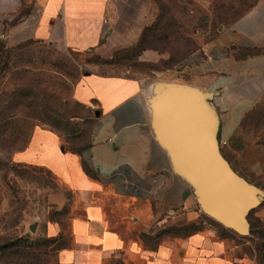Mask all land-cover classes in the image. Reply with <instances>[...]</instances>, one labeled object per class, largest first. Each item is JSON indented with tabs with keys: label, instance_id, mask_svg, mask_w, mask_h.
Returning a JSON list of instances; mask_svg holds the SVG:
<instances>
[{
	"label": "crops",
	"instance_id": "obj_1",
	"mask_svg": "<svg viewBox=\"0 0 264 264\" xmlns=\"http://www.w3.org/2000/svg\"><path fill=\"white\" fill-rule=\"evenodd\" d=\"M126 2L0 0V50L36 42L110 57L134 47L150 23L145 14L129 13ZM240 37L248 41L246 47L264 48V0L233 24L224 39L205 48V60L190 58L177 82L215 94L223 154L246 178L264 168V145L242 127L264 95V54L236 60L230 47ZM151 86L119 76H85L74 97L95 108L92 142L81 152L64 149L55 133L36 131L25 159L56 179L60 191L50 196L53 210L69 208V242L58 251L59 263L247 264L237 256V247L210 229L188 237H157L171 213L172 221L185 216L187 223L200 216L189 184L174 172L154 137ZM40 227L48 239L67 234L59 219H47Z\"/></svg>",
	"mask_w": 264,
	"mask_h": 264
},
{
	"label": "rangeland",
	"instance_id": "obj_2",
	"mask_svg": "<svg viewBox=\"0 0 264 264\" xmlns=\"http://www.w3.org/2000/svg\"><path fill=\"white\" fill-rule=\"evenodd\" d=\"M125 1L129 13L145 14L150 21L141 33L150 52L141 57L119 52L126 48L110 57L100 52L78 55L36 42L0 50V264H60V244L48 240L40 224L50 218L62 221L67 232L63 243L68 244L69 208L53 210L50 196L60 191L56 179L30 165L25 155L39 130L57 134L69 151L81 152L90 145L95 107L74 97L84 77L99 73L142 84L177 82L190 58L205 60V48L224 39L233 24L262 0ZM247 42L240 37L231 45L236 60L264 54L263 47H246ZM105 43L106 38L102 46ZM254 109L244 128L264 145V95ZM219 143L223 152L220 137ZM244 179L264 193V168ZM197 212L204 230H213L217 238L237 247V256L247 259V264H264V200L248 217L251 228L247 236L224 228L199 205ZM169 216L170 223L162 229L165 235L186 237L190 223L185 216L177 221H172L173 213ZM33 224L35 231L31 230ZM110 264L140 263L126 259Z\"/></svg>",
	"mask_w": 264,
	"mask_h": 264
},
{
	"label": "water",
	"instance_id": "obj_3",
	"mask_svg": "<svg viewBox=\"0 0 264 264\" xmlns=\"http://www.w3.org/2000/svg\"><path fill=\"white\" fill-rule=\"evenodd\" d=\"M214 96L179 82L152 84L148 101L151 127L174 172L192 189L201 211L224 228L247 236L251 228L248 217L261 206L264 193L225 158ZM35 229L33 224L31 230Z\"/></svg>",
	"mask_w": 264,
	"mask_h": 264
},
{
	"label": "trees",
	"instance_id": "obj_4",
	"mask_svg": "<svg viewBox=\"0 0 264 264\" xmlns=\"http://www.w3.org/2000/svg\"><path fill=\"white\" fill-rule=\"evenodd\" d=\"M144 38H145V34H142V36H141V38H140V40L138 41V43L134 46V47H132V48H130V49H127V50H121V51H119V52H127V53H132V54H134L136 57H141L142 55H143V53L146 51V50H148L149 48H146L145 46H144V43H145V41H144ZM257 55V54H256ZM256 55H249V56H256ZM249 56H247V57H249ZM94 64H96V63H94ZM255 110V109H254ZM254 110H252V111H250L248 114H247V116L245 117V119H244V121L242 122V127L244 128L245 126H247L248 125V120H249V117H251V115L253 114V111ZM89 147V146H88ZM88 147L86 148V149H88ZM83 151V150H82ZM72 152H75V153H77V152H79V151H72ZM66 209V208H65ZM202 222H199V221H197V222H193V223H190L189 225H187L186 226V228H185V231L187 232L186 233V237H188V236H190V235H193V234H195V233H198V232H201V231H203L204 230V227H202L203 226V224H201ZM162 235H165V232H163L162 230L159 232V234H158V236L157 237H160V236H162ZM48 239V238H47ZM48 240H50V241H52V243H59L60 244V246H59V250H61V249H63V248H65L68 244H64L63 242H64V237L63 236H61V237H59V238H57V239H48ZM238 264H243V263H238Z\"/></svg>",
	"mask_w": 264,
	"mask_h": 264
}]
</instances>
